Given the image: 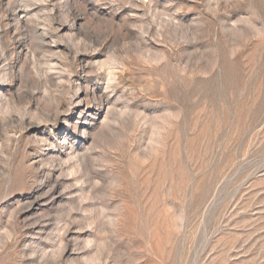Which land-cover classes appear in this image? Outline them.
<instances>
[{
	"label": "rangeland",
	"instance_id": "obj_1",
	"mask_svg": "<svg viewBox=\"0 0 264 264\" xmlns=\"http://www.w3.org/2000/svg\"><path fill=\"white\" fill-rule=\"evenodd\" d=\"M0 264H264V0H0Z\"/></svg>",
	"mask_w": 264,
	"mask_h": 264
}]
</instances>
